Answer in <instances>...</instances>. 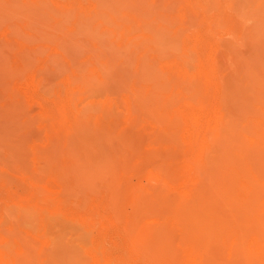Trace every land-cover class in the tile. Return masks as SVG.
Returning a JSON list of instances; mask_svg holds the SVG:
<instances>
[{"label":"rangeland","instance_id":"1","mask_svg":"<svg viewBox=\"0 0 264 264\" xmlns=\"http://www.w3.org/2000/svg\"><path fill=\"white\" fill-rule=\"evenodd\" d=\"M16 1L18 4H16ZM40 1L43 2L42 4H44L45 7ZM37 2L39 3L37 4ZM106 2L109 3V5ZM26 3H31V6H33V8L31 7L32 10L29 5H26ZM101 3H105L104 6L107 10L102 8L104 6ZM114 3L116 4V7ZM121 3H123L122 6L120 5ZM140 3V0H15L14 4L16 6L13 11L15 17H8L12 12H8L10 15L8 14L6 17V11H4L5 14L1 10L4 14L2 15L0 12V50L1 52L3 51L2 53L5 52L4 54L9 53L7 56L8 58L10 57V62H7V66L8 63H11V65L6 68V71H8L6 72V76L10 73V76H7V78H10L8 79L9 81L5 79V75L2 77L3 80L0 78V119H2L0 120V125H3V128L0 130V264H151L154 260V264H157L155 262H159L158 264L161 262L167 264L163 260H167L169 264H171V262L173 264H189V262L186 261L187 259L181 245L178 249V246L176 245L177 247H175V244H173L178 243V239L174 238L175 236H171L173 237L171 239L172 243H170L171 240L167 241L166 237L163 238L164 242H168L169 246V250L165 253H159L156 250L155 245L152 244L151 248L145 241H143V244L146 243L144 247L141 243L142 241H138L139 244L141 243L140 245L135 243L137 239H140L138 237L136 240H133L132 237L134 236V230L129 229V226L130 228H132L131 225L133 226L132 223H129L132 222V217L134 215V210H132L133 194L125 190L124 192L122 191L123 193L121 194H114L113 191L109 192V190L106 191L107 185L102 181V176H97L98 174L92 175L91 173L87 174L84 170L85 168L82 169L83 162L80 163L82 166H79L78 162L81 161H78V158H74L76 155L73 152L75 149L74 145L77 146V142L70 140L71 132L66 126L67 120H65L63 107L66 106L68 99L70 100L72 98L71 101L74 102V112L85 109L86 107L89 112L85 110V114H92L93 117H96L95 119L103 120L105 122V124H102L101 126V128L104 129V132L100 131L103 134L101 142L103 147L102 151L104 154L111 156L117 163H128V167L124 173L128 174L126 176L128 180H131V184H133L134 187L137 183L138 185L141 183L140 186H147L142 188H152L154 186L155 188L153 187L152 189L156 192H160L159 190L161 187L159 188L157 186H160V184L162 186L163 183L158 179H151L149 175L151 170L154 169L156 171L157 164L160 162L159 164H164V168L167 169L168 172L170 169L173 170L169 176V180L170 178V181L173 180L172 185L174 187H169L168 189L170 191H163L164 188H162L161 192L168 193L169 191L171 195H179L181 191L194 185V182L187 177L189 176L187 172L183 175L180 174L181 166L184 162L183 159L187 154L186 148L189 141L198 137H200L199 141H201V139L205 141V145L203 144L205 147L200 145L198 146V149L196 147V150L194 148L193 151L190 152V156H193L192 153L194 154L192 157L194 163H198L199 165L197 164V166L201 168L203 165L200 166V164L205 163L204 165L208 166L212 163L213 165V162L215 163V160L219 159L222 152L226 153L225 150H227L228 153H231V155L233 154L235 159L237 157L236 160H239V158H241V154H239L240 151L241 153L243 149V151H246L248 146L241 150L234 145L242 143V135L247 134V136L252 139L256 134L255 130L252 131L251 128L247 127L244 115H240L239 111L233 109V107L236 108L234 104H237V107L240 109L243 102L247 101V99L249 101L252 98L251 100H254H250V107H255V110L257 109L256 111L258 112L260 109V112L264 110V107L259 104V101H262L264 98V96L263 98L261 97L264 93V84L261 82V79H264V0H142L143 4ZM157 3H160L159 6ZM34 5H38L37 8H39L40 11L39 9L37 10L39 12H37ZM162 6H164L163 8L165 9L169 7V10H163ZM112 8L115 9L113 10V12L115 11L114 15ZM68 9H72L73 11L71 10V13L69 14L67 13ZM21 10L23 11L20 12ZM30 11L35 14L33 15ZM65 13L68 17L65 16ZM103 13L106 14V16L108 15V18L110 19L109 22L112 21L114 26H112V24L111 26L107 25L106 22L104 23V21L107 20L106 18L103 21V18L98 17ZM40 14L42 15V20H40ZM145 14H147V17ZM149 15L151 16L149 17ZM33 16H35V18H33ZM65 17L68 19L66 20ZM70 17L71 19H69ZM27 19H30L31 24ZM40 23L41 25H39ZM27 25H30V27ZM79 26L80 30L78 28ZM84 29L86 31H84ZM148 29L149 31H147ZM132 30H135V32ZM18 31L21 33V36ZM103 31H110L111 36H114L112 39H117L116 41L118 43L130 44L131 49L135 50L134 57L136 63L138 58L141 59L146 55L145 59L147 61L145 60V63L151 65V59L155 55L152 50L154 44H152L151 41H154V43L156 42L159 47L163 44L159 51V54L162 52L163 55L161 53L158 57L159 59L155 66V73H157L158 70H161V72H158L157 74L164 72L167 75L162 73V76L157 75V79L151 77H147L146 79L143 78L144 82L142 81V84H163L164 80L165 84L169 83L167 86L169 89L171 87V89L167 95L169 96L173 94V97L171 96L172 101L170 102L172 103L168 106L171 108L168 109L166 114L170 115L168 119H173L176 124V129L172 135H164L160 138L155 137L157 135L156 131H159L157 128L158 126H156V124L159 125L156 122V119L151 117L152 115L148 112L149 110L138 105L139 103H137L138 101H136V98H131L135 95L134 92L136 90H134V88L138 89L141 87L140 82L142 78L136 75V72L134 74L136 67L129 72L130 77L131 75L132 77L129 79L128 77H125V79L127 78L126 81L122 80L119 84L126 85V87L121 86L120 88L119 85H116L114 89L115 91L110 90V93H106L108 91L107 89L104 90L103 88V90H101V88H96L90 90L76 82L75 87H72L75 90V96H70L69 83L67 80L70 78L68 76H71V70L69 69L68 63L65 60H62L63 58L60 59V57H57L58 51L61 52V49H59V47H61L60 43L65 42V40H70L69 46L74 50L73 52H76V49H78V52L76 53L79 54V62L81 63L89 60L90 57H93V52H97L98 48V52L104 49V43H100L101 45H99L97 42H102L101 37L103 36ZM93 32L95 36L93 35ZM98 32H100L99 34L102 36H100ZM87 34L93 37V40ZM156 34L158 36L164 35L165 38L163 36L156 37ZM23 35L26 36L23 37ZM29 36L31 38H29ZM71 37L72 39H69ZM96 37L101 40L98 38L96 39ZM142 37H144V39H142ZM27 38L32 41H27ZM134 38L140 39L134 40ZM161 38L163 43L160 44ZM24 39H26V41ZM95 39L97 41H94ZM145 39L147 43L145 42ZM168 40H170V42ZM167 42L170 43L168 45L169 47L167 46ZM3 43L5 44L3 45ZM149 44H151V46ZM74 45H76V47H73ZM39 46L40 48H38ZM79 46L82 47L81 50L79 49ZM138 47L139 51L136 50ZM33 50L36 52L34 53ZM38 54L40 55L38 56ZM49 56L51 57L49 58ZM76 56L78 55L76 54ZM30 57H34V59ZM56 57L58 60L60 59L62 61L61 63L66 64L65 68H68L66 69L67 72L64 71L62 74L58 72L60 74L57 73V75H54L56 74L53 72V69L55 68L54 65L57 62V60L55 61V59H57ZM22 59H25L28 62L25 60L23 61ZM80 63L74 65L73 69H76ZM97 65L100 64L97 63ZM101 67L102 66L100 65L98 71L100 75H102V72L105 70V68L103 70ZM219 67H221L222 70ZM238 67L240 68L238 69ZM8 69L11 71L9 72ZM83 71V74L87 75L85 74L87 73V69L83 68ZM52 75L54 77L51 79L50 76ZM163 75L167 78L160 79ZM225 75H227L228 78H225ZM229 76L234 82L229 79ZM257 78L260 79L258 80ZM227 79L233 83L227 81ZM2 81L6 89L3 85L1 86ZM166 81L168 83H166ZM223 82L226 84H223ZM259 82L261 83L259 84ZM136 83H139L140 85ZM62 84L63 87L60 86ZM165 84L160 85L162 90L167 88H165ZM222 85H226L225 88ZM55 86H57V88ZM229 86L230 88L232 87V89L228 88ZM242 87L247 97L244 95L245 99L243 100L245 101L238 99V103H235L236 99L234 98H237L236 94L240 88L242 90ZM123 88L125 90H123ZM224 89H226V91ZM261 89L263 92L260 94L259 91H261ZM49 90L51 91L49 92ZM94 90H98V93L94 92ZM223 90L225 92H221ZM233 91L236 93H233ZM232 94H234L233 96L235 97H233ZM19 95L20 97H18ZM117 99L122 100L123 103L121 101L117 102ZM221 99H223V101ZM228 99L234 100L232 101ZM229 101H232V104H230ZM162 103L164 104L163 101ZM129 104H134L133 106L137 108L134 109L133 107L134 113L131 115H129ZM97 105L101 106L97 107ZM107 107H109L108 110L105 109ZM168 107L162 105L160 110H164ZM97 108L100 109L97 110ZM242 108L243 107H241V109ZM106 110L107 112L112 110L110 114L108 113L110 116H107V113L105 112ZM112 112L115 113V116ZM161 112L163 113V111ZM17 113L19 114V117L18 115H15ZM116 115H118V118ZM15 117L17 118V121ZM133 117L136 123L134 122ZM137 117L139 120H137ZM45 120L49 121L45 122ZM70 120L72 124L78 123V120L73 121V118ZM239 120H241V122H238ZM160 124L162 125V123ZM126 129L127 132H123L126 131ZM7 130H10V132ZM108 131L109 133H107ZM250 131H252V134ZM8 133H11L12 135H9ZM110 133H112V135ZM152 133H154L155 136L154 134L152 135ZM220 133H222L225 138L228 137L229 141L232 137L230 142L227 140L229 145L225 144L224 146L223 143L226 141L222 142L221 140V144L217 141L216 137ZM210 134L211 137L209 136ZM225 134L227 136H225ZM106 135L108 138L105 137ZM236 137L240 138L237 139ZM2 138L4 139L3 142L1 141ZM49 138L58 141V143H55L52 140L51 142H54L52 145L50 140H48ZM211 139L214 140L212 141ZM50 144L54 149L51 147L48 148ZM110 144L112 146H109ZM233 146L236 148V151L233 150ZM14 147L19 148L17 149ZM57 148L61 151L58 152L59 150H57ZM50 152L53 158L49 156ZM8 153L10 156H8ZM108 153H110V155ZM116 154L117 156H115ZM167 154H169V156ZM161 155L162 158L160 157ZM212 157L213 159H211ZM36 159L39 160L38 163L36 162ZM206 161L208 164H206ZM169 162L171 163V167L169 166ZM172 162L175 165L173 167ZM129 163L131 165H129ZM50 165L52 166L49 167ZM153 165H156V167H153ZM17 168L19 172L16 171ZM67 170L69 172L71 170V174ZM216 170H214L213 173L215 174L213 176H216V174H220L219 176L224 174L221 170L220 172L219 170ZM119 173H123V171H119ZM29 175L32 176L30 177ZM147 175H149V177H147ZM81 179L84 180L81 182ZM68 180H70V182ZM33 181L35 182L33 183ZM66 185H68L70 189ZM186 185H188V187ZM64 186H66V188ZM103 186H105V190L103 189ZM35 187L37 190H35ZM63 187L64 189H61ZM164 187H166V185H164ZM64 190L66 191L64 192ZM66 193L69 194V198L66 197L68 195H65ZM113 197L115 200H113ZM110 202H113V205H110ZM112 206L115 207V209H113ZM157 211H159L158 207ZM114 212L116 213L114 214ZM19 213L22 216H20ZM143 213L141 215H143ZM6 214H9L11 217ZM28 214L35 215L33 217V215L28 216ZM145 214L146 213H144V215ZM144 215L142 216V218H144H141L145 221L143 222L144 224L147 223L153 225V223H155L154 221L149 220V217L147 216L148 214L145 215L146 217ZM128 216L130 217V220L128 219ZM30 220L32 222H30ZM126 224L128 229L132 230L130 231V233H133V235L131 233L132 237L127 235L129 230H127L126 233ZM79 230L81 233H77L80 232ZM82 234H84L83 236H85V238ZM76 235L81 238L79 237L78 239V236ZM136 236H134V238ZM29 239H32L35 243ZM169 239L170 238H168V240ZM87 240H89V243ZM82 242L84 244L88 243V245H84ZM32 243L34 245L38 244V248L33 246ZM172 244L174 246H172L171 249ZM27 246L32 248L28 250L29 247L26 248ZM85 246H87L86 249ZM33 247H36L35 250ZM32 249L35 252H32ZM232 254L233 253H231L230 250H226L223 253V261L227 262L225 264H233L235 259L238 258ZM159 257H162V261L157 259Z\"/></svg>","mask_w":264,"mask_h":264},{"label":"bare ground","instance_id":"2","mask_svg":"<svg viewBox=\"0 0 264 264\" xmlns=\"http://www.w3.org/2000/svg\"><path fill=\"white\" fill-rule=\"evenodd\" d=\"M126 1V0H125ZM141 3L140 4H143L142 3V0H140ZM145 1V0H144ZM15 0H0V12L2 13V11H6L7 15L6 17L8 16V12H12V14L8 17L11 18V16L15 17L14 14H13V11L15 10V4H14ZM20 2V1H19ZM99 2H102V1H99ZM114 2V1H113ZM111 2V3H113ZM39 2H37L38 4ZM40 3L42 4L43 2L40 1ZM107 3V2H106ZM126 3V2H125ZM139 3V2H138ZM163 3V2H161ZM16 4H18V2L16 1ZM103 6L105 3H101ZM109 5V3H107ZM115 4V3H114ZM116 4H118L116 2ZM116 4H115V7H116ZM123 3H121L120 5L122 6ZM158 6L160 3H157ZM26 5L30 6V8L33 6H31V3L28 4L26 3ZM33 5V4H32ZM40 5V4H39ZM44 5V4H42ZM41 5V6H42ZM111 5V4H110ZM137 5V4H136ZM162 5V4H161ZM23 6V5H22ZM35 6V5H34ZM38 6V5H37ZM37 6H35L36 10L39 9L37 8ZM47 6V5H46ZM100 6V5H99ZM119 6V4H118ZM141 6V5H140ZM45 7V5H44ZM101 7V6H100ZM98 7V8H100ZM112 7V6H110ZM153 7V6H152ZM164 6H162V9L163 10H169V7L167 9L163 8ZM19 8V7H18ZM24 8V7H23ZM31 8V10H32ZM102 8H105L106 7H102ZM100 8V9H102ZM155 8V6H154ZM161 8V7H160ZM161 9V10H162ZM2 10V11H1ZM47 10V9H46ZM49 10V9H48ZM71 10L72 9H68V12L67 13H71ZM107 10V9H106ZM109 10V9H108ZM113 9L112 8V12H113ZM126 10V8H125ZM156 10V8H155ZM159 10V9H158ZM23 10H21L20 12H22ZM29 11V10H28ZM35 11V10H34ZM40 11V9H39ZM37 10V12H39ZM42 11V10H41ZM50 11V10H49ZM52 11V10H51ZM73 11V10H72ZM31 12V11H30ZM36 12V11H35ZM53 12V11H52ZM93 12V11H92ZM122 12V11H121ZM0 13V15H1ZM5 13V12H4ZM2 13V15L4 14ZM5 13V14H6ZM17 13V12H16ZM32 13V12H31ZM115 11L113 12V15H114ZM23 14V13H22ZM25 14V13H24ZM33 14V13H32ZM35 14V13H34ZM33 14V15H34ZM42 14V13H41ZM40 14V15H41ZM52 14V13H51ZM54 15H55V12H54ZM147 14H145L146 16ZM37 16V15H36ZM65 16L66 13H65ZM70 16V15H69ZM151 15H149L150 17ZM47 17V16H46ZM49 17V16H48ZM64 17V16H63ZM68 17V16H67ZM98 17H101L103 18L102 20L104 21V19L106 18L107 20L104 21V23L106 22L107 25H110L112 24V21H110V19L108 18V15L106 16V14H100V16ZM96 17V18H98ZM147 17V16H146ZM33 18H35V16H33ZM90 18V17H89ZM65 19L67 20L68 18L65 17ZM71 19V17L69 18ZM93 19V18H92ZM109 19V20H108ZM28 20V19H27ZM40 20H42V15H41V18ZM39 20V21H40ZM163 20V19H162ZM29 23H30V19L28 20ZM35 21V20H34ZM165 21V20H164ZM46 22V21H45ZM64 22V21H63ZM109 22V23H108ZM128 22L130 23V21L128 20ZM36 23V22H34ZM39 23V22H37ZM48 23V21H47ZM46 23V24H47ZM67 23V21H66ZM65 23V24H66ZM155 23V22H154ZM31 24V23H30ZM89 24V22H88ZM157 24V23H156ZM35 25V24H34ZM38 25V24H37ZM41 25V23L39 24ZM43 25V24H42ZM45 25V24H44ZM100 25V24H99ZM151 25V24H150ZM28 27H30V25H27ZM112 26H114V24H112ZM149 26V25H148ZM170 26V25H169ZM45 27V26H43ZM55 27V25H54ZM59 27V26H58ZM150 27V26H149ZM148 27V28H149ZM34 28V27H33ZM47 28V27H46ZM79 30H80V26L78 27ZM77 28V29H78ZM117 28V26H116ZM145 28V27H144ZM133 29V28H132ZM138 29V28H137ZM162 29V28H161ZM38 30V29H36ZM54 30V29H53ZM83 30V29H82ZM165 30V29H164ZM84 31H86L84 29ZM83 31V33H84ZM88 31V30H87ZM133 31V30H132ZM137 31V30H136ZM140 31V30H139ZM149 31V29L147 30ZM163 31V29H162ZM19 32V31H18ZM52 32V31H51ZM62 32V31H61ZM135 32V30L133 31ZM165 32V31H164ZM20 33V32H19ZM36 33V32H35ZM60 33V32H59ZM78 33V32H77ZM80 33V32H79ZM86 33V32H85ZM89 33V32H88ZM97 33V32H96ZM100 32H98L99 34ZM155 33V32H154ZM132 34V33H131ZM163 34V33H161ZM160 34V35H161ZM88 35V34H87ZM92 35V34H91ZM93 35H94V32H93ZM102 39V42H99L97 41L96 39L98 37H96V39L94 41H97L99 45H101L100 43H104L103 47L104 49L101 50L100 52H98L97 49V52H93L94 53V56L93 57H90L89 60H86V61H83V62H79V54L76 53L78 52L76 49V52H73L74 50L71 49V46L69 41L70 40H65V42H61L59 49H61V52L58 51V58L60 57V59L62 60H65L68 65H69V69L71 70V76H68L70 77L67 81L69 83V94L71 97L75 96V90L74 88L72 87H75V84L76 82L77 83H80V85H83L87 88H89L90 90L92 89H96V88H101V90H104L107 89L105 92L106 93H110V90L113 91L116 87V85L118 86L120 84V82L122 80H125V77H130L129 75V72L132 71V69L134 70V68L136 67L135 71H134V74L136 72V75L140 76L141 79V85L139 83H136V84H139L141 87L138 88V89H135L136 90L134 92V97H131V98H136L138 101L137 103H139L138 105H140L142 108H145L147 110H149L148 112H150V115L151 117L155 118L156 119V122L159 124L156 126H158L157 128L159 129V131H156L157 132V135L155 136L154 133H152V135L154 134L155 137H163L164 135L168 136V135H172L176 129V124L174 123L173 119H168L170 117V115H167V111L169 108L171 107H168L169 105H171L172 102V95H167V93L169 92L170 89L168 88V82L166 81V83L168 84H165V80H164V83L165 84V88L167 87L168 88V91H167V88L165 90H162L161 86L160 85H163V84H152V85H146V84H142L144 82L143 78L146 79L147 77H151V78H156L157 79V75H161L157 74L158 72H161V70L157 71V73H155L156 69H155V66L156 64L158 63V57L161 55V53L159 54V51H160V48L162 47V45L157 46L158 44L154 41L151 43L154 44L153 47H152V50L154 51L155 55L154 57L151 59L152 63L151 65H148L147 63H145V57L146 55H144L145 57H142L141 59L138 58L137 60V63H136V59L134 57L135 55V50L134 49H131V46L130 44L128 43H118L116 40H113L112 38L114 37L113 35L111 36V32L110 31H103L102 32V35L99 34ZM19 36V35H18ZM20 36H21V33H20ZM26 36V35H23V37ZM28 36V35H27ZM83 36V35H82ZM91 39L93 37H91L90 35H88ZM95 36V35H94ZM97 36V35H96ZM119 36V35H118ZM155 36V35H154ZM164 37V35H161V36H158L156 34V37ZM53 37V36H52ZM70 37V36H69ZM78 37V36H77ZM169 37V36H168ZM22 38V37H21ZM29 38H31L29 36ZM68 38V37H67ZM141 38V37H140ZM140 38H134V40H139ZM165 38V37H164ZM163 38V39H164ZM69 39H72L69 38ZM100 39V38H98ZM100 39V40H101ZM127 39V38H126ZM142 39H144V37H142ZM149 39V38H148ZM167 39V38H166ZM26 41V39H24ZM31 40V39H30ZM28 40L27 38V41H30ZM43 40V39H42ZM93 40V39H92ZM32 41V40H31ZM37 41V40H35ZM62 41V39H61ZM126 41V40H124ZM143 41V40H142ZM170 42V40H168ZM72 42V41H71ZM144 42V41H143ZM145 42L147 43L146 39H145ZM144 42V43H145ZM169 42H167V46L170 44ZM176 42V41H175ZM26 43V42H25ZM30 43V42H29ZM49 43V42H48ZM130 43V42H129ZM159 43V41H158ZM163 43L162 41V38H161V42L160 44ZM165 43V41H164ZM174 43V42H172ZM5 43H3L4 45ZM31 44V43H30ZM34 44V43H33ZM68 44V45H67ZM73 44V42H72ZM29 45V44H28ZM143 45V43H142ZM151 46V44H149ZM173 45V44H172ZM135 46V45H134ZM166 46V44H165ZM164 46V47H165ZM70 47V48H69ZM73 47H76V45H74ZM101 47V46H99ZM102 47V48H103ZM169 47V46H168ZM40 48V46L38 47ZM166 48V47H165ZM11 49V48H10ZM9 49V50H10ZM72 51H71V50ZM79 49L81 50L82 47L79 46ZM136 49V48H135ZM139 47L136 49L137 51ZM163 49V48H162ZM169 49V48H168ZM167 49V50H168ZM39 50V49H37ZM84 50V48H83ZM172 50V49H171ZM28 51V50H27ZM34 51V50H33ZM42 51V50H41ZM170 51V50H169ZM3 52V51H2ZM1 50H0V78L2 79V77H4L5 75V79H7V81H9L8 79L10 78H7V76L9 77L10 73H8V75L6 76V71L7 67L9 65H11V63L9 64L8 63V66H7V62H10L9 61V58H8V54H4L2 53ZM10 52V51H9ZM36 51H34L35 53ZM43 52V51H42ZM46 52V51H45ZM150 52V51H149ZM168 53V52H167ZM29 54V53H28ZM41 54V53H40ZM38 54V56L40 55ZM44 54V53H43ZM76 54L78 56H76ZM146 54V53H144ZM92 55V54H91ZM148 55V53H147ZM163 55V53H162ZM166 55V53H165ZM25 56V55H24ZM27 56V55H26ZM168 56V55H167ZM236 56V55H235ZM51 56H49L50 58ZM56 57V58H57ZM169 57V56H168ZM30 58H33L34 57H30ZM55 59V61L57 60V62L55 63V68L53 69V72L56 73L54 75H57L58 72H60L61 74L64 73V71H66V69L68 68H65V65L64 63H61L62 61L59 59L58 60ZM167 58V57H165ZM27 59V58H26ZM168 59V58H167ZM231 59V58H230ZM23 60V59H22ZM25 60V59H24ZM23 60V61H24ZM29 60V58H28ZM26 61V60H25ZM147 61V60H146ZM28 62V61H26ZM219 62V61H218ZM22 63V62H21ZM30 63V62H29ZM33 63V62H32ZM54 63V62H53ZM78 63L79 66H77L76 69H73L74 65H77ZM100 64L102 67L101 69L105 70L102 72L103 73L102 75H100L98 73L99 71V66L100 65H97ZM162 63V62H161ZM160 63V64H161ZM26 64V63H25ZM64 64V66H63ZM91 64V66H90ZM221 64H222V61H221ZM238 64V63H237ZM23 65V64H22ZM232 65V64H231ZM32 66V65H31ZM25 67V66H24ZM223 67V66H222ZM14 68V67H13ZM83 68L84 69H87V75H84L83 72ZM158 68V67H157ZM221 68V67H219ZM240 67H238L239 69ZM11 69V68H10ZM28 69V68H27ZM159 69V68H158ZM9 70V69H8ZM24 70V69H23ZM222 70V68H221ZM232 70V69H230ZM237 70V69H236ZM11 70H9L10 72ZM13 71V70H12ZM15 71V70H14ZM220 71V70H219ZM226 71V70H225ZM29 72V71H28ZM44 72V71H43ZM48 72V71H47ZM51 72V71H50ZM67 72V71H66ZM166 72V71H165ZM45 73V72H44ZM58 73V74H60ZM168 73V72H166ZM231 73V71H230ZM17 74V73H16ZM20 74V73H19ZM51 74V73H50ZM156 74V75H155ZM165 74V73H164ZM169 74V73H168ZM219 74V73H218ZM68 75V74H67ZM129 75V76H128ZM167 75V74H165ZM171 75V74H170ZM18 76V75H17ZM162 76V75H161ZM226 77L225 78H228L227 75H225ZM244 76V75H243ZM12 77V75H11ZM14 77V76H13ZM52 77H54L53 75L50 76V78L52 79ZM166 76L163 75V77L160 79H163L165 78ZM38 78V77H37ZM46 78V77H45ZM167 78V77H166ZM245 78V76H244ZM36 79V78H35ZM43 79H44V76H43ZM48 79V78H47ZM155 79V80H156ZM159 79V80H160ZM229 79H231V77L229 76ZM258 79V78H257ZM260 79V78H259ZM258 79V80H259ZM3 80V79H2ZM23 80V78H22ZM21 80V81H22ZM50 80V79H49ZM172 80V78H171ZM169 80V81H171ZM232 80V79H231ZM257 80V81H258ZM264 80V79H263ZM261 79V82H263L264 84V81ZM19 81V79H18ZM143 81V82H142ZM146 81V80H145ZM215 81V80H214ZM227 81H230L227 79ZM234 82V80H232ZM230 81V82H232ZM238 81V80H237ZM12 82V80H11ZM36 82V81H35ZM45 82V81H44ZM49 82H52V81H49ZM83 84H82V83ZM156 82V81H155ZM232 82V83H233ZM259 82V84L261 83ZM6 83V82H5ZM8 83V82H7ZM17 83V82H16ZM42 83V82H41ZM124 83V82H123ZM153 83V82H152ZM158 83H161V82H158ZM12 84V83H11ZM27 84V83H26ZM43 84V83H42ZM55 84V83H54ZM125 84V83H124ZM129 84V83H128ZM222 84V83H221ZM223 84H226L223 82ZM262 84V85H263ZM3 85V81L1 82V86ZM9 85V83H8ZM47 85V84H46ZM159 85V86H157ZM239 85V84H238ZM256 86H259L257 84H255ZM4 86V85H3ZM59 86V85H58ZM63 87V84L60 85ZM120 88L121 86H124V85H119ZM223 86V85H222ZM226 86V85H225ZM225 86H223L225 88ZM228 86V85H227ZM51 87V86H50ZM57 88V86H55ZM126 87V85L124 86ZM163 87V86H162ZM241 87V86H240ZM248 87V86H247ZM252 87V85H251ZM260 87V86H259ZM2 88V87H1ZM5 88V86H4ZM23 88V87H22ZM65 88V87H64ZM227 88V87H226ZM230 88V86L228 87ZM3 89V88H2ZM6 89V88H5ZM11 89V88H10ZM88 89V90H89ZM232 89V87L230 88ZM26 90V89H24ZM65 90V89H64ZM119 90V88H118ZM123 90H125L123 88ZM127 90V89H126ZM162 90V91H161ZM175 90V89H174ZM222 90V89H221ZM226 91V89H224ZM221 91V92H225V91ZM241 90V88H240ZM238 90L236 96L237 98H234L236 99L235 100V103H238L239 100L241 101H245L243 99H245L244 97L247 95H245V92L243 91V87H242V90L240 91ZM264 90V89H263ZM51 90H49L50 92ZM98 91V90H97ZM94 90V92H97ZM115 91V90H114ZM131 91V90H130ZM232 91V90H231ZM244 93H243V92ZM2 92V91H1ZM4 92V91H3ZM67 92V91H66ZM102 92V91H100ZM104 92V93H105ZM218 92V91H217ZM254 92V91H253ZM258 92V91H256ZM260 94L263 92L262 89L261 91H259ZM12 93V92H11ZM18 93V92H17ZM62 93V92H61ZM98 93V92H97ZM96 93V94H97ZM119 93V92H117ZM125 93V92H124ZM233 93H236L233 91ZM5 94V93H4ZM13 94V93H12ZM16 94V93H15ZM19 94V93H18ZM66 94V93H65ZM114 94V93H112ZM116 94V93H115ZM259 94V93H258ZM87 95V94H86ZM106 95V94H105ZM177 95V94H176ZM175 95V96H176ZM216 95V94H215ZM234 94H232L233 96ZM245 95V96H244ZM13 96V95H12ZM68 96V95H67ZM77 96V95H76ZM100 96V94H99ZM136 96V97H135ZM172 96V97H171ZM231 96V97H232ZM239 96V97H238ZM260 96V95H259ZM264 96V93L261 95V97L263 98ZM20 97V95L18 96ZM111 97V96H110ZM138 97V98H137ZM222 97V96H221ZM224 97V95H223ZM235 97V96H233ZM250 97V96H248ZM261 97H260V100H261ZM103 98V97H102ZM109 98V97H108ZM115 98V97H114ZM130 98V99H131ZM120 99V98H119ZM233 99V100H234ZM239 99V100H238ZM247 99V98H246ZM252 99V98H251ZM250 99V100H251ZM9 100V99H8ZM72 98L69 100L68 99V102L66 104L65 107H63V110L65 112V120H67L66 122V126L68 127V129L70 130L71 132V137H70V140L72 141H75L77 142V146L74 145V150L73 152L75 153L76 156H74V158H78V161H81V162H78L79 163V166H82L87 174L91 173L92 175L93 174H98L97 176H102L103 178V182L107 185L106 188L109 192H112L115 194H121L125 191H129L133 194V209L134 210V215L132 217V222H129V223H132L133 226L131 225L132 228H130L129 226V229H133L134 230V236H136L134 238V236L132 237L130 231L132 230H129L128 229V226L126 224V227H123L125 228L126 230V233H127V230H129L128 232L130 233H127L128 236L132 237V239L136 240L138 237L140 240H136L135 243H138V241H142V245L143 247L146 245V243L148 244V246L150 245V247L152 248V244L155 245L156 247V250L159 252V253H165L167 250H169V246H168V242H164V237L167 238V241H170L173 237L171 236H175L174 238L178 239V243H173L175 244V247H177L179 249L180 245H181V248L183 250V252L185 253V257H186V261L189 262V264H225L227 262L223 261V258H222V255L223 253L226 251V250H230L231 253H233L232 255H235L237 256L235 259V262L234 261H231V262H234L233 264H240L242 262V264H264V110H262L260 112L256 111L255 110V107H250L251 105V102L250 100L248 101H245L243 102V106L241 104L240 106V109L237 107V104H234V106L237 108H234L235 110H238L240 115H244L245 117V121H246V125L248 128H251L252 131L255 130L256 134L254 136V138L250 139L249 136H247V134L245 135H242L243 139H242V143L239 144V145H234L236 148H239L242 150V148H245L248 146L247 150L246 151H243L242 150V153L240 151L239 154L241 158H239V160H236L235 159V156L231 153H228L227 150H225L226 153H223L219 156V159L215 160L216 162L214 163L213 162V165L212 163H210L209 165L211 166H207V165H204V164H200V166L203 165V167H199L197 166L196 163H194V161L192 160V157L194 156V154L192 153L193 156H190V152L193 151V149L195 148L196 150V147L197 149L199 148L198 146H202L203 144L205 145V141L203 139H201V141H199L200 137L196 138V139H193L192 141H189L187 143V148H186V155L184 157V162L181 166V172L180 174L183 175L184 173L189 175L187 176L191 181L194 182V185L193 186H189L188 189H185L184 191H181V193L179 195L176 196L175 195H171V193L169 192L170 190L168 189L169 187L171 188H174L173 187V183L170 178L169 180V176L171 175V172L173 171L172 169H170V171L168 172L167 169H165V165L164 164H157V167L156 165L153 167H156V171L153 169L150 171L149 175H150V178L151 179H154V180H160L162 184H160V186H157V187H161L160 188V192H156L154 191V189L152 188H142V187H147V186H140L138 185H135V187L133 186V184H131V180H128L127 176L128 174L124 173V171H126L127 169V165L128 163L126 162H122L121 163H117L113 160V158L111 156H108L106 154L103 153L102 151V145H101V142H102V138H103V134L102 132L100 131H103L104 132V129L101 128L102 124H105V122L103 120H99V119H95L96 117L91 114H85V109H82L80 111H77V112H74L73 111V101H71ZM118 100V99H117ZM133 100V99H132ZM165 100V101H164ZM223 101V99H221ZM220 100V101H221ZM228 100H232V99H228ZM227 100V101H228ZM232 100V101H233ZM254 100V99H253ZM251 100V101H253ZM264 100V98L262 99V101ZM112 101V100H111ZM122 100H118L117 102H119ZM129 101V100H128ZM134 101V100H133ZM162 101L164 102V104L162 103ZM174 101V100H173ZM232 101H229L230 104H232ZM237 101V102H236ZM240 101V102H241ZM259 101V104L260 106L262 105V107H264V101ZM10 102V101H9ZM21 102V101H19ZM125 102V101H124ZM132 102V101H131ZM166 102V103H165ZM256 102V100H255ZM13 103V102H11ZM16 103V102H15ZM97 103V102H96ZM95 103V104H96ZM107 103V102H106ZM112 103V102H111ZM123 103V102H122ZM234 103V102H233ZM18 104V103H16ZM91 104V103H90ZM116 104V103H115ZM118 104H121V103H118ZM174 104V103H173ZM222 104V102H221ZM228 104V103H227ZM240 104V103H239ZM238 104V105H239ZM21 105V103H20ZM109 105V104H108ZM114 105V104H113ZM134 104H129V112L131 114L134 113V109L136 107L133 106ZM165 106V107H168L166 109H162L160 110L162 107ZM225 105V104H224ZM101 106V105H100ZM97 105V107H100ZM111 106V105H110ZM109 106V107H110ZM121 106V105H120ZM119 106V107H120ZM139 106V107H140ZM245 106V107H244ZM16 107V106H14ZM22 107V106H21ZM105 108L108 110V108ZM116 107V106H114ZM124 107V106H123ZM128 107V106H127ZM134 107V109H133ZM225 107V106H224ZM241 107H243L241 109ZM111 108V107H110ZM226 108V107H225ZM258 108V107H257ZM6 109V108H4ZM3 109V111H4ZM22 109V108H21ZM20 109V110H21ZM100 109V108H97V110ZM137 109V108H136ZM19 110V111H20ZM107 110L105 111L107 113V116H110V112H107ZM123 110V109H122ZM144 110V109H143ZM241 110V111H240ZM13 111V110H12ZM24 111V110H23ZM82 111V112H81ZM88 111V110H87ZM91 111V110H90ZM142 111V110H141ZM163 111V113L161 112ZM216 111V110H215ZM226 111V110H225ZM22 112V111H21ZM63 112V113H64ZM89 112V111H88ZM99 112V111H98ZM96 112V113H98ZM102 112V111H101ZM236 112V111H235ZM233 112V113H235ZM2 113V112H1ZM7 113V112H6ZM5 113V115H6ZM10 113V112H9ZM15 113V112H14ZM109 113V114H108ZM113 113V112H112ZM128 113V112H127ZM137 113V112H136ZM237 113V112H236ZM28 114V113H27ZM121 114V113H120ZM13 115V114H12ZM15 115H18L19 117V114H15ZM113 115L115 116V113H113ZM135 115V114H134ZM149 115V114H148ZM2 116V115H1ZM8 116V115H7ZM25 116V115H24ZM117 118H118V115H116ZM4 117V116H2ZM102 117H105V116H102ZM150 117V118H151ZM239 117V116H238ZM49 118V117H48ZM71 118H73V121H76L78 120L77 122L80 123H76V124H72V122H70ZM113 118V117H112ZM6 119V118H5ZM16 121H17V118L15 117ZM43 119V118H42ZM131 119V118H130ZM134 119V117H133ZM2 120V119H0ZM9 120V119H8ZM7 120V121H8ZM19 120V119H18ZM44 120V119H43ZM108 120V119H107ZM117 120V119H116ZM137 120H139V118L137 117ZM206 120V119H205ZM204 120V121H205ZM236 120V119H235ZM11 121V120H10ZM49 120H45V122H47ZM150 121V120H149ZM199 121V120H198ZM230 121V120H229ZM20 122V120H19ZM43 122V121H42ZM134 122L136 123L135 119H134ZM155 122V121H154ZM238 122H241V120H239ZM6 123V122H4ZM12 123V122H11ZM114 123V122H113ZM132 123V121H131ZM130 123V124H131ZM134 123V124H135ZM138 123V122H137ZM162 123V125L160 124ZM197 123V122H196ZM229 123V122H227ZM50 124V123H49ZM78 124V125H77ZM151 124V123H150ZM234 124V123H233ZM6 125V124H5ZM9 125V124H8ZM65 125V124H64ZM132 125V124H131ZM161 125V126H160ZM202 125V124H201ZM200 125V127H201ZM222 125V124H221ZM228 125V124H226ZM225 125V126H226ZM3 126V125H2ZM1 125H0V130L1 128H3ZM7 126V125H6ZM12 126V125H11ZM65 126V127H66ZM136 126V125H135ZM224 126V127H225ZM229 126V125H228ZM155 127V126H154ZM223 127V126H222ZM221 127V128H222ZM241 127V126H240ZM245 127V126H244ZM10 128V127H8ZM13 128V127H12ZM131 128V127H130ZM203 128V127H202ZM227 128V127H226ZM246 128V127H245ZM15 129V128H14ZM106 129V128H105ZM205 129V128H204ZM4 130V129H3ZM147 130V129H146ZM202 130V129H201ZM210 130V129H209ZM226 130V129H224ZM223 130V131H224ZM239 130V129H238ZM241 130V129H240ZM6 131V130H4ZM10 132V130H7ZM250 131V133L252 132ZM40 132V131H39ZM123 132H127V129L126 131H123ZM232 132V130H231ZM29 133V132H28ZM31 133V132H30ZM109 133V131L107 132ZM197 133V132H196ZM202 133V132H201ZM238 133V132H237ZM9 134V133H8ZM102 134V135H101ZM112 135V133H110ZM122 134V133H121ZM236 134V133H234ZM249 134V132H248ZM252 134V133H251ZM2 135V134H1ZM9 135H12L11 133ZM19 135V134H18ZM21 135V134H20ZM26 135V134H25ZM29 135V134H28ZM199 135V134H198ZM254 135V134H253ZM23 136V135H22ZM42 136V135H41ZM110 136V135H109ZM117 136V135H116ZM121 136V135H120ZM211 137V134L209 135ZM225 136H227L225 134ZM231 136V135H230ZM1 137V136H0ZM33 137V136H32ZM106 138L107 135L105 136ZM12 138V137H11ZM18 138V137H17ZM209 138V137H208ZM237 139L240 138V137H236ZM28 139V138H27ZM26 139V140H27ZM45 139V138H44ZM43 139V140H44ZM117 139V138H116ZM217 141L221 144L222 142H225L223 143L224 146L225 144H228V141H229V138L228 137H224L222 133H220L217 137H216ZM232 139V137H231ZM230 139V141H231ZM3 138L1 139V141L3 142ZM7 140V138H6ZM50 140V142L54 139H48ZM56 140V138H55ZM189 140V139H188ZM191 140V139H190ZM203 140V141H202ZM212 140V139H211ZM214 140V139H213ZM212 140V141H213ZM222 140V142H221ZM228 140V141H227ZM241 140V139H240ZM32 141V140H31ZM104 141V139H103ZM112 141V140H110ZM207 141V140H206ZM229 141V142H230ZM238 141V140H237ZM10 142V141H9ZM38 142V141H37ZM55 143L58 141H54ZM53 142V143H54ZM211 142V141H209ZM217 142V143H218ZM6 143V142H4ZM22 143V142H21ZM44 143V142H43ZM52 143V142H51ZM52 143V145H53ZM74 144V143H73ZM109 144V143H108ZM107 144V145H108ZM113 144V143H111ZM109 145V146H112V145ZM222 144V145H223ZM203 145V146H204ZM208 145V144H207ZM232 145V143H231ZM15 146V145H14ZM17 146V145H16ZM24 146V145H23ZM202 146V147H203ZM233 146V147H234ZM13 147V146H11ZM51 147V144L48 148ZM71 147V146H70ZM205 147V146H204ZM233 148L234 151H236V148ZM14 148H17V147H14ZM19 148V147H18ZM17 148V149H18ZM53 148V147H51ZM221 148V146H220ZM225 148V147H223ZM232 148V147H231ZM22 149V148H21ZM47 149V148H46ZM54 149V148H53ZM52 149V150H53ZM12 150V149H11ZM48 150V149H47ZM57 150H59L57 148ZM115 150V149H114ZM220 150V149H219ZM2 151V149H1ZM17 151V150H16ZM23 151V150H22ZM61 150H59L58 152H60ZM224 151V150H223ZM230 151V150H229ZM31 152V151H30ZM233 152V151H232ZM17 153V152H15ZM14 153V154H15ZM214 153V152H213ZM9 154V153H8ZM47 154V153H46ZM56 154V153H55ZM53 154V155H55ZM110 155V153H108ZM118 154V153H117ZM117 154L115 156H117ZM212 154V153H211ZM5 155V154H4ZM57 155V154H56ZM65 155V154H64ZM120 155V154H119ZM169 156V154H167ZM206 155V153H205ZM213 155V154H212ZM10 156V154L8 155ZM27 156V155H26ZM35 156V155H34ZM51 156V152H50V155ZM62 156V155H61ZM66 156V155H65ZM19 157V156H17ZM43 157V156H42ZM53 158V156H51ZM162 158V155L160 156ZM166 157V156H165ZM210 157V156H209ZM217 157V156H216ZM30 158V157H29ZM39 158V157H38ZM49 158V157H48ZM63 158V157H62ZM73 158V156H72ZM208 158V157H207ZM19 159V158H18ZM169 159V158H168ZM206 159V158H205ZM213 159V157L211 158ZM30 160V159H29ZM160 160V159H159ZM167 160V158H166ZM207 160V159H206ZM20 161V160H19ZM22 161V160H21ZM38 159H36V162L38 163ZM50 161V160H49ZM127 161V160H126ZM208 161L210 162V160L208 159ZM213 161V160H212ZM211 161V162H212ZM3 162V161H2ZM9 162V161H8ZM23 162V161H22ZM31 162V161H30ZM41 162V161H40ZM56 162V160H55ZM83 164L81 165L80 163ZM163 162V161H162ZM207 162V161H206ZM5 163V162H3ZM44 163V162H43ZM60 163V162H59ZM74 163V162H73ZM124 163V164H123ZM147 163V162H146ZM149 163V162H148ZM153 163V162H152ZM164 163V162H163ZM170 163V162H169ZM21 164V163H20ZM40 164V163H39ZM52 164V163H50ZM58 164V163H57ZM154 164V163H153ZM166 164V163H165ZM168 164V163H167ZM208 164V162L206 163ZM47 165V164H46ZM45 165V166H46ZM61 165V164H59ZM129 165H131L129 163ZM171 165V163L169 164V166ZM199 165V164H198ZM41 166V165H40ZM52 165H50L49 167H51ZM73 166V165H72ZM85 166V167H84ZM134 166V165H133ZM175 166L172 162V167ZM48 167V168H49ZM56 167V166H55ZM65 167H68V166H65ZM76 167V166H74ZM152 167V168H153ZM171 167V166H170ZM29 168V167H28ZM42 168V167H41ZM79 168V167H78ZM151 168V169H152ZM177 168V167H176ZM59 169V168H58ZM57 169V170H58ZM68 169V168H66ZM220 170L222 171V173H224L223 175L219 176L216 174V176H213L215 173L214 170ZM49 170V169H48ZM62 170V169H60ZM64 170V169H63ZM77 170V169H76ZM80 170V169H79ZM78 170V171H79ZM147 170V169H146ZM167 170V171H166ZM187 170V171H185ZM216 170V171H217ZM16 171H18V168L16 169ZM68 171V170H67ZM84 171V172H85ZM119 171H123V173H119ZM19 172V171H18ZM27 172V171H26ZM34 172V171H32ZM31 172V173H32ZM59 172V171H58ZM61 172V171H60ZM64 172V171H63ZM69 172V171H68ZM67 172V173H68ZM71 172V170H70ZM69 172V173H70ZM142 173V172H141ZM22 174V173H21ZM30 174V173H29ZM33 174V173H32ZM36 174V173H35ZM64 174V173H63ZM71 174V173H70ZM69 174V175H70ZM90 174V175H91ZM24 175H27V174H24ZM62 175V173H61ZM81 175V174H80ZM144 175V173H143ZM149 175H147V177H149ZM30 177L32 175H29ZM56 176V175H55ZM67 176V175H66ZM95 176V175H94ZM177 176V175H175ZM185 177V176H184ZM186 177V178H187ZM69 178V177H68ZM84 178V177H83ZM140 178V177H139ZM174 178V177H173ZM178 178V177H177ZM176 178V179H177ZM185 178V179H186ZM27 180H29L28 178H26ZM87 179V178H86ZM100 179V178H99ZM149 179V178H148ZM150 179V180H151ZM31 180V178H30ZM33 180V179H32ZM35 180V179H34ZM84 180V179H83ZM81 179V182L83 181ZM101 180V179H100ZM145 180V179H144ZM169 180V181H168ZM26 181V180H25ZM64 181V180H63ZM70 182V180H68ZM88 181V180H87ZM35 181H33L34 183ZM61 182V181H60ZM67 182V181H66ZM79 182V181H78ZM86 182V181H85ZM140 182V181H139ZM142 182V180H141ZM153 182V181H151ZM156 182V181H155ZM149 183V182H148ZM157 183V182H156ZM159 183V182H158ZM171 183V184H170ZM174 183H175V180H174ZM178 183V181H177ZM183 183V182H182ZM59 184V183H58ZM66 184V183H65ZM88 184V183H87ZM150 185V183H149ZM153 185V184H151ZM158 185V184H157ZM164 185H166V187H164ZM30 186V185H28ZM68 186V185H66ZM66 186H64L66 188ZM86 186V185H85ZM188 187V185H186ZM185 186V187H186ZM61 188V189H64ZM69 187V186H68ZM156 187V188H157ZM183 187V186H182ZM84 188V186H83ZM90 188V187H89ZM94 188V187H93ZM105 188V186H103V189ZM155 188V187H154ZM158 188V189H159ZM163 189V191H168V193L166 192H161ZM70 189V187H69ZM95 189V188H94ZM97 189V188H96ZM35 190L36 187H35ZM34 190V192H35ZM92 190V189H91ZM90 190V191H91ZM105 190V189H104ZM40 191V190H38ZM66 190H64L65 192ZM69 191V190H67ZM71 191V190H70ZM94 191V190H93ZM96 191V190H95ZM123 191V192H122ZM111 193V194H113ZM170 193V195H169ZM36 194V193H35ZM64 194V193H63ZM68 193H66L65 195H67ZM129 194V193H128ZM40 195V194H39ZM43 195V194H42ZM41 195V196H42ZM73 195V193H72ZM71 195V196H72ZM61 196V195H59ZM69 194L66 196L68 197ZM99 196V195H98ZM130 196V194H129ZM65 197V198H66ZM70 197V196H69ZM68 197V198H69ZM131 197V196H130ZM114 198V197H113ZM115 200V198L113 199ZM51 202V201H50ZM113 202H110V205H113L112 204ZM42 204V203H41ZM108 204V203H107ZM45 205V204H44ZM109 206V204H108ZM115 206V205H114ZM26 207V206H25ZM111 207V206H110ZM157 207L159 209V211H157ZM31 208V207H30ZM113 209H115V207L112 206ZM21 209V208H19ZM28 209V208H27ZM12 210V209H11ZM16 210V209H15ZM31 210V209H30ZM33 210V209H32ZM9 211V210H8ZM24 211V210H23ZM36 211V210H35ZM112 211V210H110ZM131 211V210H130ZM12 212V211H11ZM20 212V211H19ZM25 212H26V209H25ZM119 212V211H117ZM146 213L145 215H147L149 217V220L151 221H154L155 223H153V225L151 224H147V223H143L145 222L144 220H142V216L144 215V213ZM9 213V212H8ZM13 213V212H12ZM21 213V212H20ZM19 213V215H20ZM24 213V212H23ZM28 213V212H27ZM26 213V214H27ZM116 212H114L115 214ZM143 213V215H141ZM10 214V213H9ZM9 214H6L7 216ZM128 214V213H127ZM11 215V214H10ZM13 216V215H11ZM16 215V214H15ZM17 215H18V212H17ZM30 214H28L29 216ZM33 217L35 214H32ZM30 215V216H32ZM144 215V216H145ZM22 216V215H20ZM27 216V217H28ZM119 217V216H118ZM146 217V216H145ZM21 218V217H20ZM29 218V217H28ZM27 218V220H28ZM32 218V217H31ZM52 218V217H51ZM130 217L128 216V219ZM142 218V219H141ZM14 219V218H13ZM59 219V218H58ZM18 220V219H17ZM23 220V219H22ZM33 220V219H32ZM57 220V219H56ZM130 220V219H129ZM147 220V219H146ZM30 222H32L30 220ZM34 222V221H33ZM116 222V221H115ZM22 223H25V222H22ZM29 223V222H28ZM27 224V223H26ZM155 224V225H154ZM71 228V226H70ZM81 228V227H80ZM73 231V230H72ZM80 231V230H79ZM48 232V231H47ZM72 233V232H70ZM77 233H81L80 232H77ZM85 234V232H84ZM82 234V236L84 235ZM74 235V234H73ZM78 236V235H76ZM170 236V237H168ZM80 236H78L77 238L79 239ZM85 238V236H83ZM178 237V238H177ZM28 238V237H27ZM66 238V237H65ZM70 238V237H69ZM81 238V237H80ZM168 238H170L168 240ZM29 240H32V239H29ZM69 240V239H68ZM74 240V238H73ZM85 240V239H84ZM57 241V240H56ZM61 241V240H60ZM145 241L146 243L143 244ZM166 241V239H165ZM32 242H34L32 240ZM58 242V241H57ZM77 242V240H76ZM79 242V241H78ZM84 242V241H83ZM82 242V244H84ZM87 242L89 243V240H87ZM85 242V243H87ZM31 243V242H30ZM35 243V242H34ZM68 243V241H67ZM87 244H84V245H88ZM140 243V244H141ZM170 243H172V240L170 241ZM169 243V244H170ZM180 243V244H179ZM28 244V243H27ZM139 244V245H140ZM171 245V249H172V246L174 245ZM29 245V244H28ZM33 246H36L38 248V244L37 245H34L32 243ZM134 245V244H132ZM177 245V246H176ZM30 246V245H29ZM29 246H27L26 248H28ZM36 247H33L34 250ZM65 247V246H64ZM77 247V246H76ZM87 246H85V249H86ZM173 247V248H175ZM32 248V247H31ZM30 247L28 248V250L31 249ZM80 248V247H79ZM180 248V249H181ZM72 249V247H71ZM74 249V248H73ZM37 250V249H36ZM32 252H35L33 251V249L31 250ZM134 251V250H133ZM143 251V250H142ZM148 251V250H146ZM30 252V251H29ZM72 252V251H71ZM67 253V252H66ZM154 253V252H153ZM174 253V252H173ZM172 253V254H173ZM81 254V253H80ZM175 254V253H174ZM226 254V253H225ZM169 255V254H167ZM166 255V256H167ZM171 255V254H170ZM179 255V254H178ZM177 255V256H178ZM78 256V255H77ZM176 256V255H175ZM224 256V255H223ZM156 257V255H155ZM168 257V256H167ZM226 258H228L227 256H225ZM101 259V258H100ZM156 259V258H155ZM157 259H162V257L160 258H157ZM102 260V259H101ZM154 260V259H153ZM180 260V259H179ZM152 261V260H150ZM155 261V260H154ZM152 261L151 264H154ZM162 261V260H161ZM165 261L167 264H169V262H167V260H163ZM103 262V261H101ZM229 262V263H231ZM155 263H159V262H155ZM162 263V262H161ZM160 263V264H161ZM163 264V263H162ZM165 264V263H164ZM171 264H173L171 262ZM182 264V263H181ZM187 264V263H186Z\"/></svg>","mask_w":264,"mask_h":264}]
</instances>
